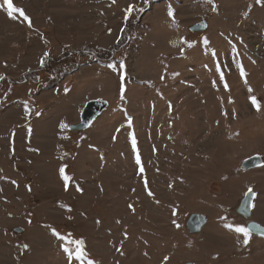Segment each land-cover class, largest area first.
Instances as JSON below:
<instances>
[{"label": "rangeland", "instance_id": "rangeland-1", "mask_svg": "<svg viewBox=\"0 0 264 264\" xmlns=\"http://www.w3.org/2000/svg\"><path fill=\"white\" fill-rule=\"evenodd\" d=\"M12 3L31 27L0 0V264H264V236L233 230L249 188L264 226V165L242 168L264 160V3Z\"/></svg>", "mask_w": 264, "mask_h": 264}, {"label": "water", "instance_id": "water-1", "mask_svg": "<svg viewBox=\"0 0 264 264\" xmlns=\"http://www.w3.org/2000/svg\"><path fill=\"white\" fill-rule=\"evenodd\" d=\"M108 107L109 102L106 100H94L88 102L81 113L80 122L72 125V130L81 132L88 129L91 124L96 121L105 110L108 109ZM263 165V158L257 155L246 159L242 163V168L248 171ZM253 201L254 196L249 193L248 196H245L243 199L241 205L237 209V212L248 220L247 228H249L253 234L264 236V226L252 220ZM207 224V216L200 213H193L187 221V228L191 234H199Z\"/></svg>", "mask_w": 264, "mask_h": 264}, {"label": "snow or ice", "instance_id": "snow-or-ice-1", "mask_svg": "<svg viewBox=\"0 0 264 264\" xmlns=\"http://www.w3.org/2000/svg\"><path fill=\"white\" fill-rule=\"evenodd\" d=\"M3 3L7 7V10H8L7 11V15L9 17H11L12 19L15 20L17 17L14 15V13H18L20 17H23V19L25 21L29 22L28 26L31 27V21H30L29 17L27 15H25L23 9L14 7L13 3H12V0H3ZM113 3H115V0H113ZM206 3L213 4V0H206ZM256 3H258V4L264 3V0H256ZM213 10H215V5H213ZM133 11H134V6L133 5H129L128 8L125 10V19H127V17L130 16ZM167 15L169 17H174V10H173L171 5L168 6ZM245 15H247V13H245ZM173 23H175L174 19H173ZM204 43L205 44L208 43L207 39L204 40ZM191 46L192 45H189V47H191ZM47 55L48 54L45 53V56H47ZM41 63H44V61L42 60ZM121 67H123V65H121ZM241 75L242 76L245 75V73L243 72L242 67H241ZM223 78H224L223 74H221V80H223ZM0 79H2V77H0ZM121 79H123V77H121ZM225 87H227V84H225ZM67 91H68V89L65 88V92H67ZM123 91H124L123 86H121L122 95H123ZM249 91H251L250 88H249ZM249 99H250L252 105L259 111L260 110V104L257 101L256 97L255 96H250ZM36 115H39V113L37 112ZM130 124H131V118H129V125ZM60 127L62 129H66L68 127V125L64 124V123H61ZM132 145H133V148L135 149L136 140H135L134 137L132 139ZM136 163L137 164L140 163V157H139L138 154L136 156ZM141 172H143V168H141ZM60 174L63 177L65 182H67L70 179L67 175H65V168L64 167L60 168ZM65 186L67 187V184ZM249 193H251L253 196L255 195V193L252 192L251 188L248 189V192L245 193V196L247 197ZM148 194L150 196L153 195L150 191H149ZM173 223L175 224V221H173ZM176 226L179 227V225H176ZM227 227H229L230 229L233 228L232 225H227ZM233 230L236 233L242 234L243 243L244 244H248L249 243V238L251 236V230L249 228L244 227V226H236V227H234ZM52 232H53V235L56 236L58 239H60V240H64L65 239V237L61 236L58 232H56L55 229H52ZM70 243H74L76 245L74 250L69 249L68 247L64 248V251L69 254V260L70 261H71V257H72L73 254L75 255L76 259H81V258H83V257H85L87 255L85 250H84V241L83 240H74V241H70ZM24 247L27 248L28 246L25 245ZM165 259H167V258H165ZM88 264H93V262L91 260H89Z\"/></svg>", "mask_w": 264, "mask_h": 264}, {"label": "trees", "instance_id": "trees-1", "mask_svg": "<svg viewBox=\"0 0 264 264\" xmlns=\"http://www.w3.org/2000/svg\"><path fill=\"white\" fill-rule=\"evenodd\" d=\"M95 57H97V58L100 59V60H105V59H102L101 56L98 55V54H95ZM49 61H50V60H49ZM49 61H48V62H49Z\"/></svg>", "mask_w": 264, "mask_h": 264}]
</instances>
